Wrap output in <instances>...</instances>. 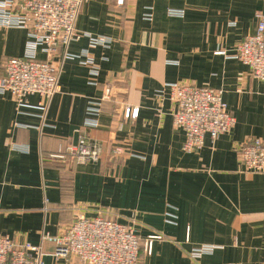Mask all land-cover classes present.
<instances>
[{
  "label": "crops",
  "instance_id": "crops-1",
  "mask_svg": "<svg viewBox=\"0 0 264 264\" xmlns=\"http://www.w3.org/2000/svg\"><path fill=\"white\" fill-rule=\"evenodd\" d=\"M148 6L153 19L144 17ZM169 7L185 15L171 16ZM257 12L264 13V0H86L77 30L112 41L90 46L83 35L67 49H89L98 83L89 82L82 55L65 60L48 101L32 93L19 106L0 93V233L19 244L42 243L45 264H88L54 255L57 244L42 235L61 233L78 213L102 214L136 227L138 264H262L264 173L245 169L240 148L252 137L264 140V81L235 55L256 30ZM27 37L23 27L0 26V76L8 58L23 55ZM171 81L224 89L235 125L185 150ZM106 85L113 95L102 103L99 125L85 127L88 105ZM127 105L139 108L137 117H124ZM81 129L103 142L98 161L58 156ZM169 211L176 222L167 220ZM154 233L163 238L149 253L145 242ZM200 243L218 247L192 257Z\"/></svg>",
  "mask_w": 264,
  "mask_h": 264
},
{
  "label": "built area",
  "instance_id": "built-area-1",
  "mask_svg": "<svg viewBox=\"0 0 264 264\" xmlns=\"http://www.w3.org/2000/svg\"><path fill=\"white\" fill-rule=\"evenodd\" d=\"M86 0H0V26L5 28L23 27L27 30L25 51L21 56L10 57L4 64L0 76V93L9 92L18 105L26 104V97L40 93L48 101L60 88V76L67 58L85 55L81 59L89 64L90 83L97 84L100 69L86 48L82 53H71L68 44L83 35L89 37L90 46H110L112 38L107 35L91 34L77 30L76 21ZM122 2L123 0H118ZM171 16H184L185 9L169 7ZM146 19H153V6L144 12ZM256 30L248 34L237 45L235 55L247 64L253 76L264 81V13L257 12ZM62 48V51L60 50ZM39 51L46 57L39 58ZM56 58V56H58ZM169 98L176 104L173 112L174 123L182 128L186 138L183 148L194 151L201 148L206 134L213 139L229 131L236 123L235 115L229 110L224 99V89L211 85H197L171 81ZM113 88L106 85L104 93L88 105L89 115L85 127L99 125L97 115L104 100L111 98ZM46 104V102H45ZM42 107H46V105ZM138 107L127 105L124 117H137ZM103 152V142L93 137L89 130H80L77 143L68 144L58 156L74 158L78 162L98 161ZM123 147L116 146L114 153L122 155ZM245 169L264 173V140L260 137L248 139L240 148ZM170 222H176L177 214L169 211ZM43 240L57 244L54 255L76 256L88 264H138L141 238L136 227L115 218L99 214L88 216L78 213L61 233L51 235L44 232ZM163 238L161 233L148 235L146 249L152 252L155 239ZM218 245L200 243L190 251L198 258L213 252ZM46 253L42 243L19 244L8 234L0 233V264H45ZM264 264V261L263 263Z\"/></svg>",
  "mask_w": 264,
  "mask_h": 264
}]
</instances>
